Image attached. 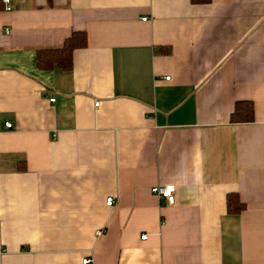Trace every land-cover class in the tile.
<instances>
[{"label": "crops", "instance_id": "obj_1", "mask_svg": "<svg viewBox=\"0 0 264 264\" xmlns=\"http://www.w3.org/2000/svg\"><path fill=\"white\" fill-rule=\"evenodd\" d=\"M10 5L0 264H264V0ZM74 31L72 70L39 69ZM237 101L252 122L230 121ZM168 185L173 205L151 192Z\"/></svg>", "mask_w": 264, "mask_h": 264}, {"label": "trees", "instance_id": "obj_2", "mask_svg": "<svg viewBox=\"0 0 264 264\" xmlns=\"http://www.w3.org/2000/svg\"><path fill=\"white\" fill-rule=\"evenodd\" d=\"M3 1V0H2ZM194 4H207L212 0H191ZM1 3V0H0ZM89 45V39L84 31H74L66 39L63 45L58 48H46L36 51V64L39 69L47 70L55 66L65 70H72L75 50L85 49ZM159 53L170 54L169 48L161 47ZM254 120V106L251 101H237L235 110L230 117L233 124L250 123ZM227 208L229 213L238 214L246 209L241 201L239 194H230L227 199Z\"/></svg>", "mask_w": 264, "mask_h": 264}, {"label": "built area", "instance_id": "obj_3", "mask_svg": "<svg viewBox=\"0 0 264 264\" xmlns=\"http://www.w3.org/2000/svg\"><path fill=\"white\" fill-rule=\"evenodd\" d=\"M3 4L5 6V10L10 11L11 10V5H10V0H3ZM143 21H146V19H143ZM166 79H169L168 77ZM52 102L55 101V99H51ZM98 104V103H97ZM5 127L7 129H13V125L11 123H6ZM151 192L155 194L156 196H159L162 199H165L168 201L169 204L173 205L175 204L176 201V195L175 193V187L173 185H168V186H154L151 188ZM115 203V199L113 197L108 198L107 200V205L112 206ZM103 234V230H98L96 235L100 236ZM142 239H146V236H142ZM92 260L91 259H85L84 263L85 264H91Z\"/></svg>", "mask_w": 264, "mask_h": 264}]
</instances>
